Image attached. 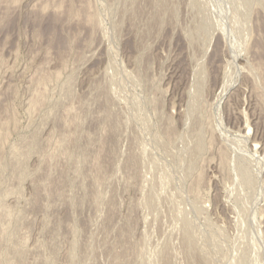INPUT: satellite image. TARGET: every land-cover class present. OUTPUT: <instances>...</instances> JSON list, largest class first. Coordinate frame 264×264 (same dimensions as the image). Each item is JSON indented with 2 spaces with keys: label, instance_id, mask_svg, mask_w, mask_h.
Segmentation results:
<instances>
[{
  "label": "rangeland",
  "instance_id": "1",
  "mask_svg": "<svg viewBox=\"0 0 264 264\" xmlns=\"http://www.w3.org/2000/svg\"><path fill=\"white\" fill-rule=\"evenodd\" d=\"M0 264H264V0H0Z\"/></svg>",
  "mask_w": 264,
  "mask_h": 264
},
{
  "label": "bare ground",
  "instance_id": "2",
  "mask_svg": "<svg viewBox=\"0 0 264 264\" xmlns=\"http://www.w3.org/2000/svg\"><path fill=\"white\" fill-rule=\"evenodd\" d=\"M59 5V4H58ZM47 7V6H46ZM45 6L43 7V8H46ZM60 7V6H59ZM58 8V7H57ZM57 16H55V18H53L52 20H51V22H50V24H48V26H46L47 28H46V30H44V32L46 31V32H49V33H51L49 36H51L52 35V37L56 40V37H57V25H58V19L56 18ZM42 28V27H41ZM42 32H43V30H41ZM38 35H41V33L39 34L38 33ZM47 35V34H46ZM48 36V37H49ZM51 37V38H52ZM50 39V38H49ZM60 39V38H59ZM58 41V40H57ZM59 42H60V40H59ZM54 43V42H53ZM56 43V42H55ZM58 43V42H57Z\"/></svg>",
  "mask_w": 264,
  "mask_h": 264
}]
</instances>
